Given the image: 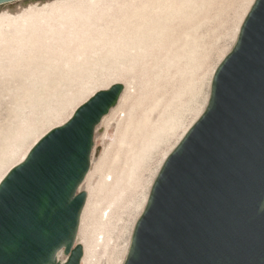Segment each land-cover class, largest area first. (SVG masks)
Wrapping results in <instances>:
<instances>
[{"label":"rangeland","instance_id":"1","mask_svg":"<svg viewBox=\"0 0 264 264\" xmlns=\"http://www.w3.org/2000/svg\"><path fill=\"white\" fill-rule=\"evenodd\" d=\"M75 1L0 5V177L94 93L121 84L119 103L95 130L76 244L83 246L81 264H123L151 185L204 112L214 71L254 0ZM153 42L159 46L141 58ZM155 75L160 104L146 115V138L127 151L119 136L131 135L129 118L141 114L132 108Z\"/></svg>","mask_w":264,"mask_h":264},{"label":"water","instance_id":"2","mask_svg":"<svg viewBox=\"0 0 264 264\" xmlns=\"http://www.w3.org/2000/svg\"><path fill=\"white\" fill-rule=\"evenodd\" d=\"M122 91L94 93L0 181V264H61V252L63 264H81L79 188L95 130ZM162 225L175 243L159 241ZM123 264H264V0H254L204 112L164 160Z\"/></svg>","mask_w":264,"mask_h":264},{"label":"bare ground","instance_id":"3","mask_svg":"<svg viewBox=\"0 0 264 264\" xmlns=\"http://www.w3.org/2000/svg\"><path fill=\"white\" fill-rule=\"evenodd\" d=\"M18 1V0H17ZM78 0H76L75 2H77ZM86 1V0H85ZM84 1V2H85ZM88 1V0H87ZM96 1V0H95ZM13 2H15V1H13ZM62 2V1H61ZM69 3H71L70 1H68ZM75 2L74 3H72L73 5L75 4ZM82 2V1H81ZM93 2V1H92ZM92 2H90V3H92ZM9 3H12V2H9ZM65 3V2H64ZM87 3V2H86ZM3 4H7V3H3ZM49 4V3H48ZM2 5V4H1ZM67 5V4H66ZM83 5V4H82ZM90 5V4H89ZM60 6H62V4L60 5ZM59 7V6H58ZM69 7V6H68ZM74 7H75V5H74ZM48 8V7H47ZM49 8H51V7H49ZM56 8V7H55ZM54 8V9H55ZM64 8H65V6H64ZM64 8H63V10H64ZM71 8V7H70ZM46 9V8H45ZM30 10V9H29ZM31 10H32V8H31ZM36 10V9H35ZM32 11H34V10H32ZM31 11V12H32ZM71 11V10H70ZM28 12V11H27ZM31 12H28V13H26L25 12V14L28 16V14H29V16H30V13ZM49 12V11H48ZM62 12V9L61 10H57V12L56 13H61ZM34 13V12H33ZM37 12H35V14H36ZM51 13H53V12H51ZM67 13H68V11H67ZM32 14V13H31ZM41 14H43V13H41ZM45 15H47V13L45 14L44 13V15H42L43 17L45 16ZM52 15V14H51ZM57 15V14H56ZM62 15V14H61ZM1 16V15H0ZM37 16H39V15H37ZM36 16V17H37ZM66 16V15H65ZM7 17V16H6ZM20 17H22V16H20ZM23 17H25L24 16V14H23ZM22 17V18H23ZM35 17V16H34ZM46 17V16H45ZM16 18V17H15ZM40 18V17H39ZM39 18H37V19H39ZM2 19V18H1ZM5 19H7V18H5ZM14 19V18H13ZM25 19H26V17H25ZM29 19V18H28ZM35 19V18H34ZM43 19V18H42ZM17 20V19H16ZM14 21V20H13ZM26 21V20H25ZM30 21V20H29ZM15 22V21H14ZM94 33V32H93ZM83 34V33H82ZM186 34V33H185ZM157 35V34H156ZM140 37V36H139ZM183 37H185V36H183ZM144 39H146V40H148L149 38H143L142 40H144ZM155 39V38H154ZM158 39V38H157ZM186 39V38H185ZM84 40V39H83ZM133 40H134V38H133ZM149 40H151V39H149ZM85 41H86V39H85ZM131 41V40H130ZM145 41V40H144ZM178 42V41H177ZM128 43H130V42H128ZM89 45V44H88ZM98 46V45H97ZM111 46V45H110ZM144 46V48L143 49H141V53H142V56H140L141 58H145V57H147L150 53H153V51H154V49H156L155 47L156 46H159L158 45V43L156 42V43H154L153 42V44L152 45H148V46H146L145 47V45H143ZM134 47H136V46H134ZM138 47H139V45H138ZM159 48H161V47H159ZM159 48H158V52H157V54L159 55V53H160V50H159ZM108 52V51H107ZM120 52V51H119ZM166 54H167V51H166ZM158 55H157V57H158ZM167 56V55H166ZM173 62V61H172ZM156 78H157V75H155L152 79H149V80H147V82H146V87L148 88V89H150L149 90V92L148 93H146L145 94V96L143 95L142 96V98L140 99V101H138V102H136V103H134L135 105V107H133L132 109L134 110V112H135V114L136 113H138V112H140L141 114H140V116L138 117H131V118H129V123H130V125H129V127H128V129H126V130H128V131H130L131 132V135H129L128 134V132H126V134H124L123 136L121 135V136H119V144H121V145H124V144H127V145H129L130 146V150H127V151H133V149H132V147H133V145H136V141H139V140H144L145 138H143V134H145L146 133V129H147V127H148V125H149V123H151V121H150V118H147V114H150L151 112H153L154 110H156L157 109V107H158V105L160 104V101H161V98H159V96L158 95H156V92H157V90H158V92H159V89H158V87L159 86H157L156 85ZM146 79V78H145ZM148 79V78H147ZM108 89V88H107ZM106 89V90H107ZM81 93V92H80ZM160 95V94H159ZM120 99H121V97H120ZM119 99V100H120ZM174 99H175V97H174ZM88 100V99H87ZM164 100V99H163ZM166 100V99H165ZM85 102V101H84ZM163 102H165V101H163ZM118 103H119V101H118ZM117 103V104H118ZM81 104H83V103H81ZM117 104L109 111V113L111 112H113L112 110L117 106ZM163 104V103H162ZM161 104V105H162ZM164 105V104H163ZM170 105V104H169ZM77 108V107H76ZM75 108V109H76ZM119 108V107H118ZM75 109L73 110V112L71 113V115L69 116V118L72 116V114L74 113V111H75ZM120 110V109H119ZM167 110V109H166ZM117 112V111H116ZM134 112H132L131 111V113L130 114H134ZM163 112H164V110H163ZM115 113V112H114ZM110 115V114H109ZM108 115V116H109ZM128 115V114H127ZM112 116H113V114H112ZM150 116V115H149ZM146 117V118H145ZM68 118V119H69ZM67 119V120H68ZM66 120V121H67ZM65 121V122H66ZM169 121H171V120H169ZM65 122H63L61 125H63ZM174 123V122H173ZM166 124V123H165ZM170 124V123H169ZM61 125H59V126H61ZM114 125V124H113ZM152 126V125H151ZM58 127V126H57ZM55 128V127H54ZM166 128V127H165ZM53 129V128H52ZM97 129V128H96ZM152 129V128H151ZM51 130V129H50ZM49 130V131H50ZM148 130H150V129H148ZM48 132V131H47ZM148 132V131H147ZM121 133V132H120ZM185 133H186V131H185ZM184 133V134H185ZM46 133H44V134H42V136H44ZM148 134V133H147ZM184 134H183V136H184ZM165 135V134H164ZM42 136H40L38 139H36L35 141H34V143L31 145V147H29L28 149H27V151L25 152V154H24V156H23V158L20 160V162H22L23 160H24V158L26 157V155L28 154V152L30 151V149L33 147V145L42 137ZM157 136V135H156ZM182 136V137H183ZM139 139V140H138ZM182 139V138H181ZM152 140H154V139H152ZM156 144V143H155ZM138 145V144H137ZM126 146V145H125ZM128 146V147H129ZM124 147V146H123ZM137 146H135V148H136ZM120 148H122V147H120ZM128 149V148H127ZM130 153V152H129ZM128 154V153H127ZM131 154V153H130ZM132 154H134V153H132ZM133 159H135V158H133ZM136 160V159H135ZM19 162V163H20ZM19 163H16L14 166H16L17 164H19ZM13 166V167H14ZM12 168V167H11ZM10 168V169H11ZM10 169H8L3 175H2V177H0V181L4 178V176L7 174V172L10 170ZM91 171V170H90ZM89 171V172H90ZM90 175V174H89ZM88 177V176H87ZM87 201V200H86ZM87 203V202H86ZM85 206H86V204H85ZM85 206H84V208H83V211H82V214H83V212H84V209H85ZM81 214V215H82ZM61 258V260L63 259V256H62V253H61V255H59V257H58V260ZM64 261H66V259L64 260ZM82 261V260H81ZM119 261H120V259H119Z\"/></svg>","mask_w":264,"mask_h":264},{"label":"snow or ice","instance_id":"4","mask_svg":"<svg viewBox=\"0 0 264 264\" xmlns=\"http://www.w3.org/2000/svg\"><path fill=\"white\" fill-rule=\"evenodd\" d=\"M158 239L162 243H175L171 234L169 233L168 229L165 226H161V231L159 233ZM2 242V241H0Z\"/></svg>","mask_w":264,"mask_h":264},{"label":"built area","instance_id":"5","mask_svg":"<svg viewBox=\"0 0 264 264\" xmlns=\"http://www.w3.org/2000/svg\"><path fill=\"white\" fill-rule=\"evenodd\" d=\"M61 253H62V252H61ZM60 255H61V254H60ZM62 256H63V254H62ZM58 257H59V256H58ZM58 257H57V258H58ZM65 259H66V258H65L64 256H63V259H62V260H61V258L59 259V260L61 261V264H63V263L65 262V261H64Z\"/></svg>","mask_w":264,"mask_h":264}]
</instances>
